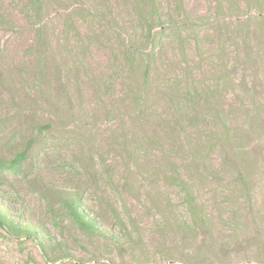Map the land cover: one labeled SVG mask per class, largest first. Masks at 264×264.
<instances>
[{"label": "rangeland", "instance_id": "obj_1", "mask_svg": "<svg viewBox=\"0 0 264 264\" xmlns=\"http://www.w3.org/2000/svg\"><path fill=\"white\" fill-rule=\"evenodd\" d=\"M34 2L0 0V211L41 239L0 264H264V0Z\"/></svg>", "mask_w": 264, "mask_h": 264}, {"label": "trees", "instance_id": "obj_2", "mask_svg": "<svg viewBox=\"0 0 264 264\" xmlns=\"http://www.w3.org/2000/svg\"><path fill=\"white\" fill-rule=\"evenodd\" d=\"M34 4L39 5V0H34ZM152 18L156 19L159 23L161 18L157 15L155 9L152 11ZM24 154L15 155L13 158L9 159L7 163L0 164V166L8 173H15L18 171V167L24 159ZM242 180V178H241ZM78 199L68 198L63 201L62 206L67 212L68 218H70L74 223H76L82 229L90 230L95 228V224L92 220L84 214L82 208H80ZM0 227L6 228L8 231L12 232L14 235H26L28 237H35L40 240L38 232L33 235L32 231L27 230V228H22L10 217L7 218L5 214L0 211Z\"/></svg>", "mask_w": 264, "mask_h": 264}]
</instances>
